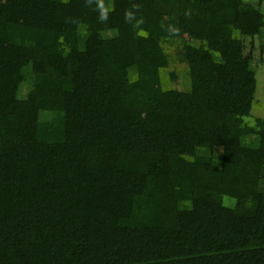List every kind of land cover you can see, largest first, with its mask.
<instances>
[{"label": "trees", "instance_id": "obj_1", "mask_svg": "<svg viewBox=\"0 0 264 264\" xmlns=\"http://www.w3.org/2000/svg\"><path fill=\"white\" fill-rule=\"evenodd\" d=\"M263 29L251 0H0V264H264Z\"/></svg>", "mask_w": 264, "mask_h": 264}, {"label": "rangeland", "instance_id": "obj_2", "mask_svg": "<svg viewBox=\"0 0 264 264\" xmlns=\"http://www.w3.org/2000/svg\"><path fill=\"white\" fill-rule=\"evenodd\" d=\"M12 1H15L16 4L23 2V0H12ZM251 1L259 5V12L262 14V17L264 18V0H251ZM114 7L115 5L112 2H110L109 8L112 9ZM185 43H186V39L182 37L176 42H174V45L164 46V50L167 52V54L170 57L173 58L175 48L183 47ZM244 44L246 46L247 52L250 50V48L253 49V61L251 64L257 66V70H256L257 88L255 94L256 105L254 106L251 112L252 116L247 119L250 123H252L255 118H264V29L262 36L256 37L253 40V42H250V40H244ZM168 71H178L182 73V67L179 66L176 62H172V64L168 68ZM171 86L177 90L183 89V79L179 78L176 82L172 83ZM223 157H224V161L226 162L229 161L231 159L230 151L224 152Z\"/></svg>", "mask_w": 264, "mask_h": 264}]
</instances>
